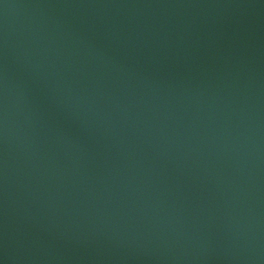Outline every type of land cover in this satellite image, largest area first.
Returning <instances> with one entry per match:
<instances>
[{
	"label": "water",
	"instance_id": "1",
	"mask_svg": "<svg viewBox=\"0 0 264 264\" xmlns=\"http://www.w3.org/2000/svg\"><path fill=\"white\" fill-rule=\"evenodd\" d=\"M0 264H264V0H0Z\"/></svg>",
	"mask_w": 264,
	"mask_h": 264
}]
</instances>
